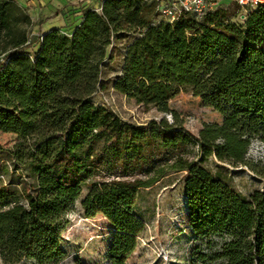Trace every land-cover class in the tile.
<instances>
[{
    "label": "trees",
    "instance_id": "16d2710c",
    "mask_svg": "<svg viewBox=\"0 0 264 264\" xmlns=\"http://www.w3.org/2000/svg\"><path fill=\"white\" fill-rule=\"evenodd\" d=\"M32 25L25 7L0 0V131L26 140L15 156L27 157L36 176L21 189L0 185L3 260H64L68 213L103 170L109 175L87 183L82 206L87 217L102 215L114 227L110 264H129L145 228L134 211L140 189L186 171L189 225L206 244L197 246V262L264 264V188L246 199L182 153L148 169L151 152L141 137L154 132L180 145L190 136L166 120H125L94 100L115 41L126 40L114 90L161 112L183 91L200 97L223 115L195 137L200 154L264 179V164L249 157L255 140L264 145V3L244 12L235 1L168 22L154 0H103L84 9L72 32L33 35ZM146 169L148 177H134Z\"/></svg>",
    "mask_w": 264,
    "mask_h": 264
},
{
    "label": "rangeland",
    "instance_id": "374dc122",
    "mask_svg": "<svg viewBox=\"0 0 264 264\" xmlns=\"http://www.w3.org/2000/svg\"><path fill=\"white\" fill-rule=\"evenodd\" d=\"M126 42L123 39L115 41L113 55L102 70L103 91L96 94L94 100L110 106L123 119L136 124H147L151 121L161 123L166 120L191 138L180 145H174L154 132L145 134L140 138V146L151 152V162L146 167L149 169L158 162H165L177 153H182L206 166L215 177L228 183L246 199H250L255 191L262 190L264 179L249 167L233 166L214 156L204 157L200 154L195 141L199 131L223 121V115L213 107L205 105L200 97L183 91L169 101V112H161L114 90L113 82L122 73ZM25 146L28 143L18 134L0 131V185L21 189L26 184L36 183V176L30 171L29 159L25 157L20 162V156H15ZM249 157L264 164V145L255 140L249 149ZM106 174L109 175L107 171L101 170L88 182ZM148 175L146 169L136 173L134 177L146 178ZM186 177V171L172 172L153 186L140 189L134 211L145 222V228L138 236V246L129 257V264H199L195 258L196 248H206V244L204 240L196 237L189 225L185 196ZM87 183L82 196L68 213L69 223L62 240L66 257L57 264H110L107 253L115 230L102 215H85L82 199L88 191ZM214 240L218 242L221 238ZM0 264L38 263L29 259L7 263L0 255Z\"/></svg>",
    "mask_w": 264,
    "mask_h": 264
},
{
    "label": "crops",
    "instance_id": "0c3cea01",
    "mask_svg": "<svg viewBox=\"0 0 264 264\" xmlns=\"http://www.w3.org/2000/svg\"><path fill=\"white\" fill-rule=\"evenodd\" d=\"M26 8L33 25L32 34L52 29L72 32L81 22L84 9L99 8L103 0H16ZM236 0H218L214 8L225 7Z\"/></svg>",
    "mask_w": 264,
    "mask_h": 264
},
{
    "label": "built area",
    "instance_id": "2783aa9c",
    "mask_svg": "<svg viewBox=\"0 0 264 264\" xmlns=\"http://www.w3.org/2000/svg\"><path fill=\"white\" fill-rule=\"evenodd\" d=\"M160 13V18L168 22H174L184 13H192L202 17L208 11L214 9L218 0H154ZM244 12L264 3V0H236ZM244 17V15H242Z\"/></svg>",
    "mask_w": 264,
    "mask_h": 264
}]
</instances>
